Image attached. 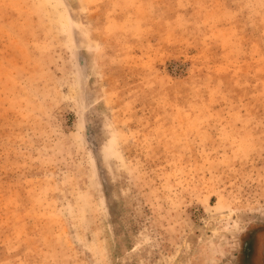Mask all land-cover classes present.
<instances>
[{
  "label": "rangeland",
  "instance_id": "rangeland-1",
  "mask_svg": "<svg viewBox=\"0 0 264 264\" xmlns=\"http://www.w3.org/2000/svg\"><path fill=\"white\" fill-rule=\"evenodd\" d=\"M254 228L264 0H0V264H240Z\"/></svg>",
  "mask_w": 264,
  "mask_h": 264
},
{
  "label": "water",
  "instance_id": "water-1",
  "mask_svg": "<svg viewBox=\"0 0 264 264\" xmlns=\"http://www.w3.org/2000/svg\"><path fill=\"white\" fill-rule=\"evenodd\" d=\"M77 43V62L78 67L80 69V73L82 75V79L86 82L89 79V71H90V65H89V57L85 54L84 49L82 47V44H80V40L76 39ZM86 102L88 103L91 113L94 116L93 119L88 118L87 124L85 126V141L90 147L93 155L95 156V160L99 166V174L102 182V186L104 190L107 192V190L110 189V181L108 179L107 175V169L105 168L106 159L108 157L112 156L109 147H105L102 142V136H103V126L100 122V118L98 117V114L95 110V99L92 95V93L86 91ZM111 158V157H110ZM108 193L106 194V196ZM109 198V196H108Z\"/></svg>",
  "mask_w": 264,
  "mask_h": 264
},
{
  "label": "flooded vegetation",
  "instance_id": "flooded-vegetation-1",
  "mask_svg": "<svg viewBox=\"0 0 264 264\" xmlns=\"http://www.w3.org/2000/svg\"><path fill=\"white\" fill-rule=\"evenodd\" d=\"M240 261V264H264V228L246 233Z\"/></svg>",
  "mask_w": 264,
  "mask_h": 264
}]
</instances>
